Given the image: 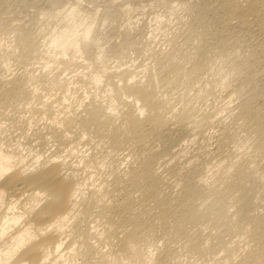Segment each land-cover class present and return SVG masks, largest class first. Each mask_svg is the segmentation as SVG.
Here are the masks:
<instances>
[{"label": "bare ground", "instance_id": "6f19581e", "mask_svg": "<svg viewBox=\"0 0 264 264\" xmlns=\"http://www.w3.org/2000/svg\"><path fill=\"white\" fill-rule=\"evenodd\" d=\"M0 264H264V0H0Z\"/></svg>", "mask_w": 264, "mask_h": 264}, {"label": "rangeland", "instance_id": "374dc122", "mask_svg": "<svg viewBox=\"0 0 264 264\" xmlns=\"http://www.w3.org/2000/svg\"><path fill=\"white\" fill-rule=\"evenodd\" d=\"M135 5H136V4H135ZM30 7H31V6H30ZM30 7L25 8L26 10L23 9V10L21 11V13L18 12L17 15H19L21 18H20L19 16H17V17L20 18V19H23V20L25 21V19L28 20L29 18L31 19V18H34V17H35V19H36L37 17H40V16H41V15L35 13V8H33V7L30 8ZM138 7H139L138 9L135 8L136 11H135V10L133 11V13L135 12V13H134V18H136V17H141V15L143 16V13H144L145 11L147 12V13H145V14H146L145 16L147 17L148 20L153 16L154 13L151 12V11H152V10H151L152 8H150L151 6L148 5V6L146 7V9H142L140 6H138ZM159 7H160V6H159ZM112 8L115 9V7H112ZM157 8H158V7H157ZM33 9H34V10H33ZM139 9H140V10H144V11H140ZM138 13H139V14H138ZM182 13H183V15H182ZM182 13H181V15L183 16L182 19L185 21L186 19H188V15H187L185 12H182ZM36 14H37V15H36ZM135 14H136V15H135ZM36 16H37V17H36ZM122 17H123V16H122ZM120 18H121V17H120ZM120 18H119V19L117 18L118 20L116 19V20L114 21V23L112 22V23H110V24H111V25H113V24L118 25V24L120 23V21H122L121 19H123V18H121V19H120ZM148 20H147V21H148ZM175 21H176V20H175ZM117 22H118V23H117ZM116 23H117V24H116ZM148 24H149V23H148ZM115 25H113V27H112V26H110V25L107 24V26L103 27L104 29L102 30V32H105V33H102V35L104 34V35H103V38H104L105 41H109V40L111 39V38H110L111 35L113 36V34H114V35H115V34H118L117 31L115 30V29H117ZM109 27H110V28H109ZM112 29H113V31H114L113 33H112ZM120 29H121V28H120ZM110 31H111V32H110ZM115 32H116V33H115ZM110 33H111V34H110ZM161 33H162V32H160V31L157 33V36H156L157 39H159V38L161 39V38H162V37H161ZM105 34H106V35H105ZM107 34H109V35H107ZM112 36H111V37H112ZM116 36H117V35H115V36H113V37H116ZM113 37H112V38H113ZM106 39H108V40H106ZM160 39H159V40H160ZM161 40H162V39H161ZM143 53H144V52L142 51L141 55L139 54V55L141 56V57H140L141 59H142V56L146 57ZM144 57H143V60H144L143 63H144V62H148V60L150 61L149 58H148V59H146V58L144 59ZM140 58H139L138 60H140ZM141 62H142V61H141ZM14 64H15V62H14ZM12 65H13V64H12ZM14 66H15V65H13V67H14ZM218 101H219V100H217L216 102H218ZM219 104H220V103H219ZM219 104H218V105H219Z\"/></svg>", "mask_w": 264, "mask_h": 264}]
</instances>
